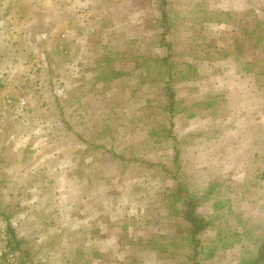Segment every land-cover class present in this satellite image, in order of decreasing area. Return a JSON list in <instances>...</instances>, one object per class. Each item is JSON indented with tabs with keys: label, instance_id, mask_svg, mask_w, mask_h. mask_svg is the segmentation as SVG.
Segmentation results:
<instances>
[{
	"label": "rangeland",
	"instance_id": "rangeland-1",
	"mask_svg": "<svg viewBox=\"0 0 264 264\" xmlns=\"http://www.w3.org/2000/svg\"><path fill=\"white\" fill-rule=\"evenodd\" d=\"M261 248L264 0H0V264Z\"/></svg>",
	"mask_w": 264,
	"mask_h": 264
},
{
	"label": "trees",
	"instance_id": "trees-1",
	"mask_svg": "<svg viewBox=\"0 0 264 264\" xmlns=\"http://www.w3.org/2000/svg\"><path fill=\"white\" fill-rule=\"evenodd\" d=\"M192 205L193 204L190 201H186L185 208L182 210V215L184 220L189 225L192 237L195 238V236L207 226V222L195 213ZM11 232H12V238H15V234L13 233L12 229ZM262 257H264V251H262L261 248L257 259H262Z\"/></svg>",
	"mask_w": 264,
	"mask_h": 264
},
{
	"label": "built area",
	"instance_id": "built-area-1",
	"mask_svg": "<svg viewBox=\"0 0 264 264\" xmlns=\"http://www.w3.org/2000/svg\"><path fill=\"white\" fill-rule=\"evenodd\" d=\"M6 256H7V260H8L10 263H13V255H12V253L7 252Z\"/></svg>",
	"mask_w": 264,
	"mask_h": 264
}]
</instances>
